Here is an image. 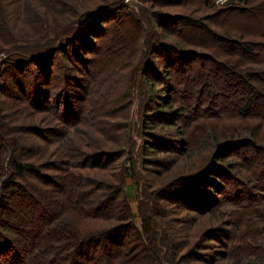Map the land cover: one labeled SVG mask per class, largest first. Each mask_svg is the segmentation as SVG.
<instances>
[{"label":"rangeland","instance_id":"obj_1","mask_svg":"<svg viewBox=\"0 0 264 264\" xmlns=\"http://www.w3.org/2000/svg\"><path fill=\"white\" fill-rule=\"evenodd\" d=\"M13 1L4 0L5 6L11 9ZM87 3L91 14H104L101 27L93 20L94 29L79 26L62 52L57 45L44 54L37 49L32 56L39 66L25 74L10 71L0 54V247L24 244L19 220L36 219L31 214L50 195L55 207L63 206L55 224L64 221L65 230L84 237L117 229L132 264H264V0ZM111 56H129L126 79L132 61L137 64L130 102L123 83L114 95L99 89L91 95L98 63ZM32 75L40 76L34 87L47 98L39 111L25 101ZM200 76L212 84L202 79L207 88H200ZM14 78L23 83L22 94ZM68 89L75 106L65 117L67 93L52 100ZM182 89L186 96L196 92L195 118L181 111L185 103L175 91ZM167 97L172 102L165 109ZM240 99L250 106H238ZM95 104L101 111L93 118ZM68 162L75 169L64 167ZM26 163L36 173L19 178L15 165ZM207 165L220 175L207 180ZM76 194L92 206L110 202L90 217L75 203ZM125 199L130 217L120 210ZM5 253L0 249L2 264Z\"/></svg>","mask_w":264,"mask_h":264},{"label":"trees","instance_id":"obj_2","mask_svg":"<svg viewBox=\"0 0 264 264\" xmlns=\"http://www.w3.org/2000/svg\"><path fill=\"white\" fill-rule=\"evenodd\" d=\"M87 1L91 0H14L13 3H11V9H9L7 4L5 6L4 0H0V54L1 52L5 53L3 54L5 59H3V62H1L2 68H8L10 71L17 70L16 72L25 74L24 72L28 69V67H33L36 63L34 60L37 57H33L32 53L37 49H42L40 53L44 54L46 52H43L44 50L50 48L51 51V49L55 48L54 46L57 45L58 47H56L55 50L57 52H62V46L69 43L71 44L76 39V34L80 32V29H78L79 26L84 25L83 29H87V24L91 23V29H94V25L91 20L96 23L99 29L100 24L104 22V20H101L100 17L104 14L100 13L99 10H93V13L91 14L92 10L85 9L87 6H89ZM98 1L104 2L103 4H105L108 0H92V5ZM99 6L102 7V4ZM108 10L109 8L105 11ZM88 18L90 19L87 20ZM61 38H68V40H60ZM121 39L123 40V38ZM124 43H127V41ZM8 53L12 54L13 56H10ZM19 54L22 55L17 56ZM43 57L45 58V56ZM128 57L129 56H111L108 60H103L102 62L100 60V63L97 65L94 82L96 86L95 88L91 86V95H96L97 89H99V91L105 90V93L108 95H114L116 93V85H121L123 83V85H126L125 89H127L128 92L126 101L130 102L129 88L131 89L134 85L133 78L135 77L138 69L135 70L137 64L135 60H133L132 64L129 66V68L131 67L133 75H130V72L128 74V79H126L127 77H124L123 71L126 64L123 65V61H126V58ZM134 57L135 56H132L131 59ZM176 63L178 62H175L173 64L174 66H172H178ZM36 65L39 66L38 63H36ZM172 66H166V68L170 69ZM46 73H48V71ZM142 73L143 72H141V76ZM36 74H39L43 79H46L48 75L45 74V76H43L40 72H37ZM158 75L160 76L159 73ZM40 76L36 77L35 75H32V83L30 84L32 88V95L27 94L29 97L28 99L25 98L27 105L33 111H39L40 109H38V107H41L43 104H45L43 99H47L44 98L46 94L44 90L34 87L35 83L37 84V79ZM162 79L166 80L163 75ZM202 79H206L210 85L212 84L211 80L209 81L208 76H200V78L197 80L200 88L203 86L207 88V84L205 85ZM194 80H196V77ZM14 82L16 85L13 87L16 89L17 93L22 94L24 91V85H22L23 83L17 78H14ZM180 82V84L187 86L186 83H183L182 81ZM221 88L224 90L226 88L225 84L222 85ZM66 93L67 95H65ZM71 93L72 91L70 89L62 92L61 94L57 93L52 100V103L55 104L57 103L59 97L65 95V97L68 99L67 106L65 107V110H63L65 117L69 113L74 112L75 105L71 102ZM185 93H187V90L184 89L175 91L176 99H179L183 104L185 103L183 108L181 107V111L183 110L185 112L183 114H187V117L195 118L194 116H196L200 111L198 105H192V102L195 100L196 92L191 90L188 96H186ZM247 93V95L251 98H256L258 96V94L255 95L254 93L252 95L249 90H247ZM10 95L13 97L14 94L10 93ZM48 99L51 100V96L48 97ZM171 102L172 101L170 97L163 99V107L167 109L170 107L169 105ZM237 104L238 106L241 105L245 107V109L250 106L248 103H244L241 99L239 102H237ZM97 110H99V112ZM97 110L96 104L95 106L91 107V117L94 118L95 116L96 118V114H100L101 109L98 107ZM75 112L77 111L75 110ZM174 114L176 117L183 116L180 111H174ZM202 114L203 113H201L196 118H200ZM76 120H78V116ZM20 129L24 128L22 127ZM35 131L38 132L39 129L37 128ZM218 153H220V146L218 147L216 154ZM218 156V160L221 159L219 154ZM101 158L102 155L96 157L86 156L85 160L86 162H89V160L93 159L94 161H97ZM65 165L64 167L69 169L74 168L70 162L66 163ZM14 172L16 176L21 178L23 176L26 177L28 173H36V170L31 164L26 163L15 165ZM204 173L206 174L205 176L207 177V180L211 178L214 173L220 175L216 166L206 167ZM193 180L197 181L198 178H191V181ZM76 186L80 188L83 186V183L78 182ZM205 187L206 185L204 182L198 185L199 189H203ZM70 188L73 190L71 186ZM90 195L88 196V199H91ZM74 198L75 203L83 208L86 212V215L90 217H94L91 216V212H93L95 208L105 206L110 202V200L106 202L105 198L102 202L97 204L99 206H92L91 202L86 203L83 200L86 198L80 194H76ZM111 198L116 199L114 196ZM51 200L52 198L50 195H45L42 199L43 202L39 203L42 206L36 204L38 210L31 214L32 218L36 217V219L31 221H27L26 219L19 220L16 230H23L22 233L24 237V244L17 246L16 243L8 242V245L4 248L0 247L1 251L7 252L5 255L2 254L5 257L3 264H132L130 259L127 258V254L123 253V239L121 238L120 231L110 227L100 230L97 234H90L89 236L86 235L85 237L80 235V233L67 231L65 230L66 224L64 221L55 224L56 220L59 218L58 216L63 206L60 208L55 207L56 203L52 202ZM125 202L127 203L126 199L124 200V205L121 206L120 210L123 211L126 216L130 217V208ZM54 211L56 213H54ZM27 214L28 213L24 215L26 216ZM136 231H138V228H136ZM88 247L89 249L92 247H96L98 249L99 247L100 251L98 253L94 252L91 254V251L87 252ZM155 261L156 263L159 261L157 252L155 253Z\"/></svg>","mask_w":264,"mask_h":264}]
</instances>
